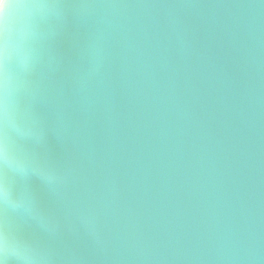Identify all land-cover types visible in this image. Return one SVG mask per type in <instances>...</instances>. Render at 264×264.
<instances>
[{
	"label": "water",
	"instance_id": "1",
	"mask_svg": "<svg viewBox=\"0 0 264 264\" xmlns=\"http://www.w3.org/2000/svg\"><path fill=\"white\" fill-rule=\"evenodd\" d=\"M14 183L43 264H264V0H57ZM24 207L28 201L22 200Z\"/></svg>",
	"mask_w": 264,
	"mask_h": 264
},
{
	"label": "clouds",
	"instance_id": "2",
	"mask_svg": "<svg viewBox=\"0 0 264 264\" xmlns=\"http://www.w3.org/2000/svg\"><path fill=\"white\" fill-rule=\"evenodd\" d=\"M58 13L57 0H0V264H43L40 249L21 240L9 223L10 216L23 213L48 231L47 220L31 196L17 197L16 181L31 174L46 185L50 173L33 157L20 151L21 142H39L38 122L24 101L33 90L31 77L41 62V25L49 12ZM28 201L24 207L22 200Z\"/></svg>",
	"mask_w": 264,
	"mask_h": 264
}]
</instances>
